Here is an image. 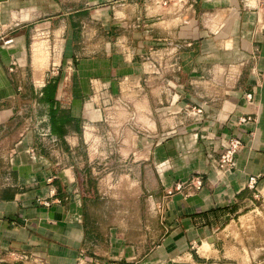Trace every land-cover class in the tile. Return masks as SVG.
<instances>
[{"label": "crops", "instance_id": "crops-1", "mask_svg": "<svg viewBox=\"0 0 264 264\" xmlns=\"http://www.w3.org/2000/svg\"><path fill=\"white\" fill-rule=\"evenodd\" d=\"M1 138L0 264H264V5L0 0Z\"/></svg>", "mask_w": 264, "mask_h": 264}, {"label": "built area", "instance_id": "built-area-1", "mask_svg": "<svg viewBox=\"0 0 264 264\" xmlns=\"http://www.w3.org/2000/svg\"><path fill=\"white\" fill-rule=\"evenodd\" d=\"M259 3L264 5V0H257ZM162 4H166L167 0H161ZM247 98H250V93H245ZM194 113H199L201 111V107H189ZM254 115L247 113L244 115H239L237 117V123H248L254 121ZM241 138L237 136H230L226 139L225 145H223L219 150L215 161V167L220 170L222 173L228 172L234 164V154L241 146ZM257 176L251 175L248 176L246 181V186L248 188H254L256 183ZM203 180L201 176L192 174L187 179L183 181H177L174 183L172 187H167L164 190V194L162 199L165 200L167 196H169L173 191L186 189V190H194L198 189L202 186Z\"/></svg>", "mask_w": 264, "mask_h": 264}, {"label": "trees", "instance_id": "trees-1", "mask_svg": "<svg viewBox=\"0 0 264 264\" xmlns=\"http://www.w3.org/2000/svg\"><path fill=\"white\" fill-rule=\"evenodd\" d=\"M52 86L49 84H46L43 87L42 95L44 98V102L47 104V114H48V119H49V126H50V131L54 133H58L57 131V126L55 123L56 117H55V107H52V98L50 97L51 89Z\"/></svg>", "mask_w": 264, "mask_h": 264}, {"label": "rangeland", "instance_id": "rangeland-1", "mask_svg": "<svg viewBox=\"0 0 264 264\" xmlns=\"http://www.w3.org/2000/svg\"><path fill=\"white\" fill-rule=\"evenodd\" d=\"M9 141V139H0V145H1V143H2V141ZM7 158V151H5V150H3V149H1L0 148V162L2 163V161H4L5 159ZM96 168V172H98L100 169H102V167H95ZM110 170H114L113 169V167H109V166H106V167H104L103 169H102V171H100L101 173V175L102 174H105V173H107V172H109ZM100 177V176H99ZM240 238H242L241 236H240ZM7 264H10V263H7ZM24 264H30L29 262H25Z\"/></svg>", "mask_w": 264, "mask_h": 264}]
</instances>
